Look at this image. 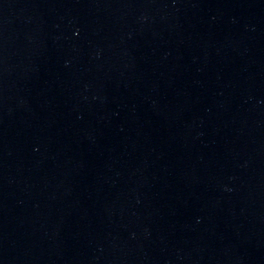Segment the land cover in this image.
<instances>
[{
  "label": "water",
  "instance_id": "obj_1",
  "mask_svg": "<svg viewBox=\"0 0 264 264\" xmlns=\"http://www.w3.org/2000/svg\"><path fill=\"white\" fill-rule=\"evenodd\" d=\"M0 264H264V0H0Z\"/></svg>",
  "mask_w": 264,
  "mask_h": 264
}]
</instances>
